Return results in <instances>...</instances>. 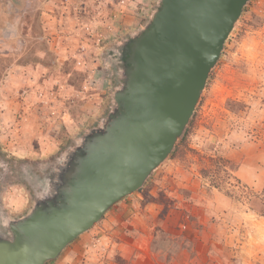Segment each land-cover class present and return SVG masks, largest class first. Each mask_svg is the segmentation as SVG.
Instances as JSON below:
<instances>
[{"label":"rangeland","instance_id":"obj_1","mask_svg":"<svg viewBox=\"0 0 264 264\" xmlns=\"http://www.w3.org/2000/svg\"><path fill=\"white\" fill-rule=\"evenodd\" d=\"M141 2L0 0L3 215L27 212L38 176L108 111L106 54L144 24L155 0L147 15ZM136 201L154 205L134 223L144 236L102 264H264V0L244 8L172 154L124 199Z\"/></svg>","mask_w":264,"mask_h":264},{"label":"water","instance_id":"obj_2","mask_svg":"<svg viewBox=\"0 0 264 264\" xmlns=\"http://www.w3.org/2000/svg\"><path fill=\"white\" fill-rule=\"evenodd\" d=\"M249 1L155 0L106 54L117 70L106 114L38 176L27 212L0 213V264L52 263L146 184L182 138Z\"/></svg>","mask_w":264,"mask_h":264},{"label":"crops","instance_id":"obj_3","mask_svg":"<svg viewBox=\"0 0 264 264\" xmlns=\"http://www.w3.org/2000/svg\"><path fill=\"white\" fill-rule=\"evenodd\" d=\"M142 1L139 7L141 12L147 15L152 0ZM200 189L205 192L203 187ZM205 199L208 200V194ZM111 209L100 227L96 231L82 234L72 250L58 264H102L103 257L109 250H124L125 246H138L139 237H143L144 234L134 228V223L137 221L143 223L144 219L153 218L154 205L148 203L139 207L138 201L130 204L123 199Z\"/></svg>","mask_w":264,"mask_h":264},{"label":"flooded vegetation","instance_id":"obj_4","mask_svg":"<svg viewBox=\"0 0 264 264\" xmlns=\"http://www.w3.org/2000/svg\"><path fill=\"white\" fill-rule=\"evenodd\" d=\"M129 53L128 52H125L123 57H122V60H125L127 57H128Z\"/></svg>","mask_w":264,"mask_h":264}]
</instances>
